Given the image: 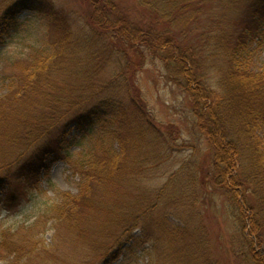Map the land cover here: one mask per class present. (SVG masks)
<instances>
[{"label":"rangeland","instance_id":"rangeland-1","mask_svg":"<svg viewBox=\"0 0 264 264\" xmlns=\"http://www.w3.org/2000/svg\"><path fill=\"white\" fill-rule=\"evenodd\" d=\"M109 1L118 15L130 23L141 28L152 24L149 9L142 3L145 0ZM232 1L199 2L201 11L196 12V22L193 20L191 27L182 29L186 32L181 36L182 42L190 43L196 37L197 28L205 29L206 41L220 33L221 26L228 33L246 30L253 23L260 4H256L258 0H239L236 4ZM11 2L14 0H0V14L5 12L2 5L7 8ZM87 3L86 0H54L56 11L75 21H71L75 33L82 30L88 17ZM16 19L17 25L0 24V104L8 98L11 100L15 93L12 79L34 57L36 49L44 46L47 34L55 31V27L54 30L47 28L46 20L34 9L22 10ZM259 40L261 45L250 41L249 53L244 59L256 71L264 67V41ZM132 56L137 66L126 74L128 89H111L104 95L126 104L134 99L159 130L160 139L147 144L151 156L141 175L128 179V171L134 168L125 161L129 163L127 174L124 173L119 184L105 187L106 195L97 191L99 185L91 187L92 192L82 191L85 180L74 163L84 157L80 145L84 133L80 127L73 124L63 134L65 149L61 155L69 154L72 159H55L41 148L43 143L39 141L27 151L21 147L16 149L12 144L20 140L18 134L23 135L31 120L30 99L29 104L22 106L17 97L19 108L3 110L5 104L0 108V178H3L0 179V264H157L167 254V263L171 264L172 253L180 250L179 245L177 249L169 241L152 240L153 236L163 237V232L156 230V220L161 216L175 226L188 224L198 228L208 249V254L200 255L211 257L215 264H242L235 253L241 238L239 224L230 211L231 201L224 188L211 183L212 144L215 140L222 145L220 137L217 138L222 134L221 124L208 125L209 115L213 116L208 112L211 109L208 105L206 115L196 110L197 103L188 94L185 81L178 79L177 73L167 66L165 53L156 55L147 47L139 46ZM206 62L203 83L216 94L218 78L210 67L213 62L208 59ZM188 66L189 73L194 65L189 62ZM199 106L197 109L204 111L205 105ZM259 135L264 141V130ZM114 145L121 151L117 141ZM127 157L133 161L132 152ZM152 160L154 166L150 167ZM40 162L45 166H39L37 187L27 184L22 187L19 184L22 179H16L18 170L30 171ZM6 176L16 184L17 191L25 188L10 208L4 205ZM195 177L198 184L191 186L189 183ZM113 187L118 195L114 194ZM71 208L76 216L74 221L69 216ZM140 215L145 216L139 218ZM144 219L150 222V233L144 231L148 222L144 223ZM204 262L208 264L210 259Z\"/></svg>","mask_w":264,"mask_h":264},{"label":"trees","instance_id":"trees-1","mask_svg":"<svg viewBox=\"0 0 264 264\" xmlns=\"http://www.w3.org/2000/svg\"><path fill=\"white\" fill-rule=\"evenodd\" d=\"M86 1L89 13L78 33L72 29L71 21H75L56 11L54 0H14L7 8L2 5L5 12L0 14V24L17 25L19 12L34 9L46 20L48 29L55 27L54 33L47 34L44 46L36 49L34 57L12 79L15 93L11 100H4L3 110L19 108L17 97L22 106L29 104V99L32 102L29 104L31 120L24 133L21 132L23 135L17 137L23 145L19 140L13 146L27 151L39 141L46 153L69 161L72 159L69 154L61 155L65 149L63 134L76 124L84 133L80 142L84 157L74 161L85 180L83 193L92 192L91 187L99 185L97 191L106 195L104 188L119 184L129 163L134 169L128 171V179H137L136 175L145 170L151 156L146 146L160 139L159 130L134 99L126 104L104 93L128 89L126 74L137 66L132 54L139 46L147 47L156 55L165 53L167 66L177 73L178 79L185 81L188 94L197 103L196 110L206 115L208 105L211 108L208 112L213 115H209L208 125L219 122L222 126V134L217 136L222 145L215 140L212 144L211 183L226 190L232 205L230 211L239 224L241 241L235 253L242 264H264V141L259 135L264 130V67L256 71L244 60L250 41L258 45L262 44L260 38L264 41V0L257 1L260 9L246 30L228 33L221 26L220 33L206 41L205 29L197 28L196 37L187 45L181 40L186 33L182 29L194 23L196 12L202 7L199 2L209 0H145L142 3L149 9L152 24L144 28L118 15L109 0ZM199 57H202L200 61ZM207 59L213 62L210 67L218 78L216 94L203 83ZM189 62L194 67L188 73ZM200 104L205 105L204 111L197 109L201 108ZM115 141L121 151L116 149ZM131 152L132 162L127 157ZM41 163L30 171L18 170L16 179H22L19 181L22 187L26 184L37 187L39 166H45ZM152 163L150 167L154 166V160ZM4 181L8 187L4 205L10 208L25 188L17 191L16 184L7 176ZM189 184L196 186L198 179L193 178ZM112 190L118 195L115 187ZM164 190L167 189L160 192ZM71 198L75 203V197ZM72 209L69 216L74 221ZM149 223L148 220L144 231L150 233ZM156 230L163 232V237L153 236L152 240H166L170 246L180 247L172 253L171 264H205L206 258L210 259L208 264H215L211 257L200 255L208 254V249L202 233L193 225L175 226L161 216L156 220ZM167 255L157 264H166Z\"/></svg>","mask_w":264,"mask_h":264}]
</instances>
